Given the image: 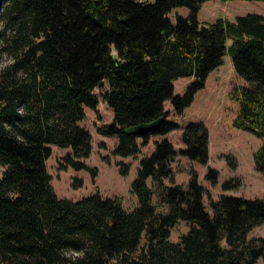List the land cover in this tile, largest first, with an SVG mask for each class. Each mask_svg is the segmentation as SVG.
<instances>
[{
	"label": "trees",
	"instance_id": "obj_1",
	"mask_svg": "<svg viewBox=\"0 0 264 264\" xmlns=\"http://www.w3.org/2000/svg\"><path fill=\"white\" fill-rule=\"evenodd\" d=\"M207 1L0 0V59L7 61L0 69V264L264 262V239L248 238L264 224V194L221 195L209 200V213L195 173L185 185L173 183L176 157L207 162L208 133L200 122L183 128L184 150L163 139L140 160L132 211L120 198L98 193L58 198L46 167L51 146L69 148L59 170L85 169L95 179L97 169L84 162L91 135L80 123L84 109L96 111L100 100L113 120L97 133L116 138L113 155L136 157L137 139L146 145L151 136L180 128L167 121L165 103L182 114L228 55L246 82L232 93L239 103L233 126L262 140L253 163L264 175V18L247 14L201 24L197 13ZM178 7L190 14L176 15L173 23L167 15ZM181 78L193 82L174 95L173 82ZM128 170L121 164L119 173ZM208 179L215 183L217 172L210 170ZM239 185L229 181L222 189ZM180 221L188 231L172 242L170 231Z\"/></svg>",
	"mask_w": 264,
	"mask_h": 264
},
{
	"label": "rangeland",
	"instance_id": "obj_2",
	"mask_svg": "<svg viewBox=\"0 0 264 264\" xmlns=\"http://www.w3.org/2000/svg\"><path fill=\"white\" fill-rule=\"evenodd\" d=\"M189 14V8L178 7L167 16L174 23L176 15L187 17ZM247 14L264 18V2L210 0L202 4L197 18L201 24H211L217 19L232 22L236 17ZM230 43L228 40L227 45ZM222 61L219 67L210 72L204 87L195 93L192 103L182 114H176L169 101L165 103L167 121L176 123L180 128L166 135H153L146 145L142 144L141 139H137L139 154L136 157L123 158L113 155L116 138L103 137L97 133V127L108 125L113 120L112 110L106 103L100 100L96 111L85 108V118L80 125L91 135L92 151L84 162L87 167L97 169V176L93 179L90 171L85 169L77 171L68 167L66 170H59L63 158L71 150L51 146L52 153L46 161V167L52 176V187L57 197L78 201L98 193L103 198L118 197L126 211L134 210L138 200L131 191V185L136 178L140 160L143 157H150L155 151V143L163 139L168 140L176 151L184 150L183 128L191 122H200L208 133L207 162L202 164L183 156L176 157L171 165L173 183L185 185L195 173L197 183L204 188L203 201L209 213H211L209 200H217L221 195L245 199L261 198L264 194V175L255 170L253 153L260 147L262 140L250 131L233 126L239 112V103L232 98V93L235 88L245 86L246 82L236 75L228 55H225ZM6 62V58L0 59V69ZM192 82L193 78L174 81L173 94L182 95ZM105 88L104 84L97 88L95 93L100 95ZM121 164L129 167L125 176L119 173ZM210 170L217 172L215 183L208 179ZM3 171L4 166L0 164V178ZM76 180H80L82 185L75 187ZM234 180L240 182L237 188L226 191L222 189L224 183ZM147 183L148 186H152L151 180L148 179ZM164 184L171 185L168 180L164 181ZM187 231V224L180 221L171 229L169 240L178 242L180 236ZM248 238L264 239V224L254 227ZM256 264L264 262L260 258Z\"/></svg>",
	"mask_w": 264,
	"mask_h": 264
},
{
	"label": "water",
	"instance_id": "obj_3",
	"mask_svg": "<svg viewBox=\"0 0 264 264\" xmlns=\"http://www.w3.org/2000/svg\"><path fill=\"white\" fill-rule=\"evenodd\" d=\"M157 125H158V124H156V125H151V126H147V127H142V128H140V130H139L138 132H139V133H146V132H148V131H150V130H153Z\"/></svg>",
	"mask_w": 264,
	"mask_h": 264
}]
</instances>
